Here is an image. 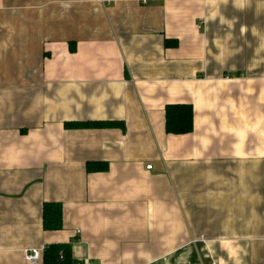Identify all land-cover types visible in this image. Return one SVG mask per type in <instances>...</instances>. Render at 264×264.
Masks as SVG:
<instances>
[{
	"label": "crops",
	"instance_id": "obj_1",
	"mask_svg": "<svg viewBox=\"0 0 264 264\" xmlns=\"http://www.w3.org/2000/svg\"><path fill=\"white\" fill-rule=\"evenodd\" d=\"M171 105L192 133L167 134ZM87 122L125 129L65 127ZM55 244L264 264V0H0V264Z\"/></svg>",
	"mask_w": 264,
	"mask_h": 264
},
{
	"label": "trees",
	"instance_id": "obj_2",
	"mask_svg": "<svg viewBox=\"0 0 264 264\" xmlns=\"http://www.w3.org/2000/svg\"><path fill=\"white\" fill-rule=\"evenodd\" d=\"M67 129H125L123 122L67 123ZM166 132L170 135H187L194 129V112L189 105H171L166 108ZM106 165L89 164L87 171H107ZM43 225L46 231H60L63 228V207L59 203H46L43 207ZM42 264H78L70 244L50 245L43 251Z\"/></svg>",
	"mask_w": 264,
	"mask_h": 264
},
{
	"label": "built area",
	"instance_id": "obj_3",
	"mask_svg": "<svg viewBox=\"0 0 264 264\" xmlns=\"http://www.w3.org/2000/svg\"><path fill=\"white\" fill-rule=\"evenodd\" d=\"M148 170H152V166L147 167ZM43 250L41 249H30L25 251V260L31 264H38L42 262ZM211 264H217L213 261Z\"/></svg>",
	"mask_w": 264,
	"mask_h": 264
},
{
	"label": "clouds",
	"instance_id": "obj_4",
	"mask_svg": "<svg viewBox=\"0 0 264 264\" xmlns=\"http://www.w3.org/2000/svg\"><path fill=\"white\" fill-rule=\"evenodd\" d=\"M242 31H243V29H242Z\"/></svg>",
	"mask_w": 264,
	"mask_h": 264
}]
</instances>
